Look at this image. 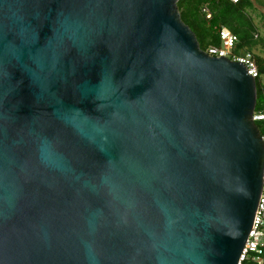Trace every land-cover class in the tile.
<instances>
[{"label":"water","instance_id":"obj_1","mask_svg":"<svg viewBox=\"0 0 264 264\" xmlns=\"http://www.w3.org/2000/svg\"><path fill=\"white\" fill-rule=\"evenodd\" d=\"M178 1L0 0V264L241 262L256 78Z\"/></svg>","mask_w":264,"mask_h":264},{"label":"trees","instance_id":"obj_2","mask_svg":"<svg viewBox=\"0 0 264 264\" xmlns=\"http://www.w3.org/2000/svg\"><path fill=\"white\" fill-rule=\"evenodd\" d=\"M256 1V0H255ZM207 4L212 17L207 19L202 11V5ZM253 0H179L178 7L182 20L195 32L202 49H207L211 45H219V28L227 26L238 35L240 49L251 50L256 48L260 42L264 47V38L259 39L257 25L253 20L249 8L255 7ZM256 55V54H255ZM260 68V76L256 78L257 104L255 114L264 113V84L261 76L264 74V60L257 57ZM256 124L261 135H264V119L256 120ZM241 264H255L250 260H244Z\"/></svg>","mask_w":264,"mask_h":264},{"label":"built area","instance_id":"obj_3","mask_svg":"<svg viewBox=\"0 0 264 264\" xmlns=\"http://www.w3.org/2000/svg\"><path fill=\"white\" fill-rule=\"evenodd\" d=\"M238 2L240 0H231ZM202 11L207 19L212 17V13L207 4L202 5ZM219 45H211L204 49L207 53L214 56H226L234 61H239L245 64L249 74L257 78L260 76V68L253 51L239 48V37L227 26H220L219 28ZM258 33L255 34V37ZM264 119V113L255 114L254 120ZM264 140V135H262ZM250 260L255 264H264V181L259 199V204L255 214L254 224L251 228L249 236L246 240L245 247L241 255V262ZM241 262L239 264H241Z\"/></svg>","mask_w":264,"mask_h":264},{"label":"rangeland","instance_id":"obj_4","mask_svg":"<svg viewBox=\"0 0 264 264\" xmlns=\"http://www.w3.org/2000/svg\"><path fill=\"white\" fill-rule=\"evenodd\" d=\"M254 3L255 7L249 8L248 11L251 13L253 20L255 21L259 34V39L264 38V0H256ZM257 47L252 49V51L264 60V47H262L261 42L256 45ZM261 81L264 82V75L261 76ZM264 84V83H263Z\"/></svg>","mask_w":264,"mask_h":264},{"label":"crops","instance_id":"obj_5","mask_svg":"<svg viewBox=\"0 0 264 264\" xmlns=\"http://www.w3.org/2000/svg\"><path fill=\"white\" fill-rule=\"evenodd\" d=\"M264 75V74H263ZM264 83V82H263Z\"/></svg>","mask_w":264,"mask_h":264}]
</instances>
